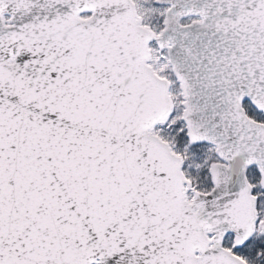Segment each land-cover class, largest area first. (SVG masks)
I'll return each mask as SVG.
<instances>
[{
  "label": "snow or ice",
  "instance_id": "1",
  "mask_svg": "<svg viewBox=\"0 0 264 264\" xmlns=\"http://www.w3.org/2000/svg\"><path fill=\"white\" fill-rule=\"evenodd\" d=\"M0 264H264V0H0Z\"/></svg>",
  "mask_w": 264,
  "mask_h": 264
}]
</instances>
